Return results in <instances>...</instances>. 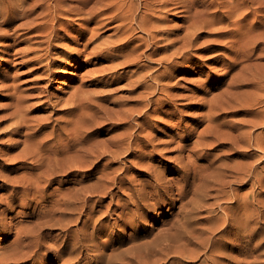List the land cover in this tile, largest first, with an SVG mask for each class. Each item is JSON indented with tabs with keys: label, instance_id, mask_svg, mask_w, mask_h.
I'll return each mask as SVG.
<instances>
[{
	"label": "bare ground",
	"instance_id": "1",
	"mask_svg": "<svg viewBox=\"0 0 264 264\" xmlns=\"http://www.w3.org/2000/svg\"><path fill=\"white\" fill-rule=\"evenodd\" d=\"M91 1H94V4L91 6V17L89 19L97 18V22L105 25L108 23L109 20L107 19L109 18L110 20L111 18L121 20L122 24L120 26L122 29L127 27L126 31L135 30L136 28L145 29L148 19L151 18L150 14L155 10L162 11L181 7L185 11H191V17L188 18L192 19L194 29L204 28L208 25H217L222 29L219 33L228 35L225 37L227 38L225 40L227 46L224 44V51L227 52L229 59L228 61L225 59V61L226 63L228 62L227 66L238 69L237 71L235 70L234 74H230L232 77L231 79L229 77L230 82L226 88L218 94L212 95L213 97L211 96L212 99L210 100L212 103L208 111L205 110V112L203 110L201 112V114L204 112L202 117H206L205 121H207L205 124L204 120L201 119L202 122L200 121L199 124H205L202 129L199 128V132L195 129H187L185 133L178 136H176L177 134L175 135L174 141L177 143L175 145L177 149L176 155L174 153L171 156L172 158H168L167 154L166 158L168 159H164L162 163L156 164L154 163V159L156 158L154 155H156L159 149L156 145L151 144L153 146L151 148L154 151L153 156L148 162L146 161L147 163L143 162L146 164V169H144L146 172L143 173L144 178L141 180H139L140 178H133L131 174L130 180H134L128 182L129 179L127 180L124 171L125 174L123 172L118 173L121 170V166L113 168L114 166L111 167V165L116 163L118 159L127 163L128 159H130L128 158L129 155L133 153L135 155L140 153L142 157V150L138 151L139 148L136 150L137 146L134 148V144L138 140H141L140 134L144 128L142 126L143 123L138 122V126L137 123H134L135 119L134 122H131L127 119L129 118V114H123L125 116L122 114V116L119 114H111L109 116L105 114L106 116L101 117V115H98V108L93 103L82 101V99L78 101V104L76 103L73 107L71 106V113H74L72 119L67 120L59 128L54 127L49 133H45L46 136L42 137V132V138H40L37 133L41 131H37L33 135L27 134L25 139L16 141L15 144L17 145L23 144L16 152H12V148L4 149V151L1 148L3 152L1 150L0 152L3 154V160L0 161V177L3 183L0 187L5 191L2 192L3 194H0V209L2 206L4 207L2 213L13 212L16 209H19L17 211L21 213L26 212L34 201L36 202L35 209L40 205L38 204L39 202L46 201L51 195L58 193L56 195L59 196L60 194V198L57 199L55 197L56 199L48 200V207L41 209L44 215H42V218L39 217L41 221L37 219L40 221L37 226L42 229L46 228L47 225L54 226L53 224H60L61 231L67 233V237L59 242L60 244H50L45 239L46 232L43 233L46 241L43 240L44 236L42 232L44 230H39L37 233L29 228L16 231L13 222L9 225L6 216L0 217V232L6 231L8 234H13L16 231V236H18L20 242L19 245L21 244L20 249H27L23 252L22 250L18 251V253L13 255V258L18 260L23 259V261L41 262L46 253L53 252L56 254L58 261H60L64 257L65 248L68 246L79 247V245L75 244L82 243L83 248L87 250L91 247L88 241L96 237L98 231H106L109 239L101 241L100 246L94 245L95 248L93 249L96 251L93 259L95 261L94 264H179L181 258H186L189 261L193 259L197 261L201 260L199 264H225V260L228 257L231 258L233 255L234 258L236 256L235 252L240 253L244 251L246 242L254 239L258 233H261V236L264 238L263 224H259V221L256 220L260 216L259 212L262 210L261 208L264 207V200L262 197L259 200L260 198L258 199L255 196V187L257 186L258 188L264 183V165H260L259 162L257 164L255 162V164L252 162H242L231 166L230 164H226L228 163L226 161L225 165L223 164L224 168L221 165L218 167V172H216L217 165L215 168H212V174L206 175L202 174V171L200 172L203 165L201 166L198 160L204 157L206 159V155L210 154V152L206 153L207 145L212 146L217 141H220L218 144L216 143L217 146L229 143L231 147L236 149L241 148L242 150H237L240 157L252 155L250 151L253 148L264 151V15L262 17L258 16L259 11H264V0H78L82 7L88 5ZM44 2L47 3L49 13L55 10L72 12L71 9L65 8L62 0H44ZM5 13L15 15L26 14V0H0V15ZM112 21L114 20L112 19ZM126 31L123 34L127 33ZM221 39L220 41L224 38ZM188 42L192 43L193 41L190 39ZM222 46L219 48L222 49ZM102 48L104 49L106 46ZM110 48L112 49V47ZM219 52L215 54L217 55ZM223 56L221 59H224ZM225 57H227L226 54ZM226 69L228 70L229 67H226ZM85 103L87 104L86 109L75 113V109ZM207 103L208 101L204 105ZM95 107L97 109L93 111ZM147 108L145 109L147 110ZM218 111L220 112L219 114H217ZM227 112H231L232 115L246 112L245 115H249L250 117L246 118L245 121L240 119L242 125L245 124V128L242 125L237 126V119H231L229 121L234 124L235 128L231 127L233 130H227V128L223 130L224 125L229 123H227V120H220V115L221 113L228 114ZM130 114L131 117H134L132 113ZM225 117L227 118V116ZM150 120L153 119L150 118ZM81 121L89 122L90 124L110 122L113 125H111L112 129L124 125H126V128L117 135L107 137L104 141L89 143L87 145L85 144V139L88 134H85L83 128L87 124H81ZM56 124L58 125V123ZM24 126L22 122H18L13 128L14 134L20 133ZM36 134L40 139L38 137L33 138ZM196 135L197 138L191 141ZM152 138L150 141L154 140ZM9 140H12V138ZM171 140L173 141L172 138ZM159 141L158 144L160 143ZM167 141H165L166 144ZM143 142L145 147L150 145L149 141H146V143L143 140ZM168 144L170 145V143ZM138 145L142 144L139 143ZM163 147L165 148V145ZM170 147L169 149H173V147ZM227 149H229L228 146ZM152 150L150 151L151 153ZM256 150L254 151L256 152ZM162 152L161 154H163ZM258 153L260 154V152ZM256 156L253 155V157ZM258 156L261 157L260 155ZM105 158L111 160V162L99 168V162ZM169 159L173 163L165 162ZM214 160L211 163L215 162ZM139 163L137 161L138 165ZM143 163L141 165L145 168ZM211 163L209 166L212 165ZM213 164L215 165V163ZM141 165H139L140 169ZM204 168L207 169V167ZM208 168L209 170L207 171H210V167ZM15 171L18 174L12 175ZM80 171H90L89 176H95L96 178L87 183L82 180V183L80 182V178H75L79 175ZM174 173L179 175L170 176ZM71 175L74 176L75 185L65 186V190H61L60 187L62 185L68 184L71 181ZM191 180L193 182L189 184ZM74 181H71V183ZM55 183L60 186V189L57 187L58 189L56 190H50ZM234 183H241L245 186L250 185L252 191L249 192L248 190V192L238 194L239 190H236L237 192L233 190L235 189L233 188L235 187L233 186ZM262 190L264 191V188ZM212 195L216 198L224 197L226 199L229 197L231 198V204H225L222 207L224 209L223 213L220 216L214 215L215 217L209 222L210 224L208 223V226H204L203 230L210 232L209 234L204 232L205 235L199 233L196 236L198 233H195L197 231H195L196 229L193 225L194 220L200 211L199 209L206 205L205 200H209L208 197H213ZM105 197H109V201L106 203H104ZM178 203H180L179 206ZM215 203L220 207L222 206V201L220 203V200ZM56 205L57 207H55ZM166 207L173 211L178 207L177 212L174 213L172 211L174 213V220H172L171 224L164 229L162 234L156 235L153 239L139 241V238L145 236L143 233L144 224L151 219H155L157 214L164 213V208ZM56 209H61L64 212L61 213L66 214L64 217L66 219L63 222L52 221V212H55ZM32 211L34 210L32 209ZM85 212L89 215V218L86 216L88 218L87 222L84 221L80 228L71 230V226L77 225ZM198 215L201 216V214ZM207 218L209 219V216ZM198 222L194 224L199 225ZM27 224L30 226L29 223ZM201 225L203 226V224ZM88 226L92 227L90 231L88 230ZM116 229H120V231L125 233L131 230L129 235L132 236L128 234L124 236L129 237L128 245L125 247L121 246L126 243L125 240L114 237V234H117ZM232 229L234 230V242L230 244L224 241L219 242V239L226 236L225 232ZM83 235L90 236V238H86L87 243L80 242V236ZM191 245H194V247L192 246L191 248ZM43 249L47 252H44V250V253H42L41 250ZM201 255H205L203 256L204 258ZM11 258L9 255L0 256V261L6 262ZM239 259L236 262L233 261L232 264H242ZM63 261V264H74L72 258L68 256Z\"/></svg>",
	"mask_w": 264,
	"mask_h": 264
},
{
	"label": "rangeland",
	"instance_id": "2",
	"mask_svg": "<svg viewBox=\"0 0 264 264\" xmlns=\"http://www.w3.org/2000/svg\"><path fill=\"white\" fill-rule=\"evenodd\" d=\"M62 2L65 4V8L72 10L71 13L64 10H55L49 13L47 3H45L44 0H26V14L15 15L5 13L0 15V150L1 148L3 151L4 149L7 150L8 148H12V152H16L23 146V144H15L16 141L23 138L25 139L27 134L33 135L35 132L41 131L37 134L42 138L46 136L45 133H49L54 127L59 128L60 125H64L67 120H71L74 116V113H71V106L73 107L74 104H78V101L82 99V101L93 103L98 108L95 107L93 111L97 109L98 115H101V117L106 116L105 114L108 116L111 114H129L128 120L131 122L136 120L137 122L135 121L134 123H137L138 126V122L144 124H142V126H144L142 129L143 132L141 130L142 135L140 134L141 140H138V142L134 144V148L137 146L136 150L138 148V151L142 150V157L140 153L138 155L133 153L129 155L128 158L130 159H128L127 163L118 159L116 163L111 165V167L114 166L113 168L121 166V170L118 173L124 171L127 180L129 179L128 182L131 181V174L133 178H140L139 180H141L144 178L143 173L146 172L144 170L146 169V164L143 162H148L153 156L154 151L151 148V144L156 145L160 150H158L160 153L157 152L156 155H154V157L156 156L154 163L160 164L162 160L170 158L174 153V155L177 154V149L175 148L177 143L174 141L176 136L185 133L187 129H195L199 132L206 124V117H202L204 112L202 114L201 112L203 110L208 111L212 103L210 100L212 99L211 96L218 94L221 90L226 88L232 77L230 74H234L238 69H233V67L227 66L228 62L226 63L229 58L227 52L224 51V46H227L225 41L227 38L225 37L228 35L219 33L222 29L217 25H208L204 28L194 29L192 19H189L191 17V11H185L181 7L162 11H152L153 13L150 14L151 18L148 19L145 29L136 28L135 30H128V32L126 31L127 27L123 26L124 28L122 29L120 26L122 24L121 20L114 18L110 20L109 18L107 19L109 20L108 23L105 25L97 22V18L92 20L89 19V17H91V6L94 4V1H91L84 7L80 5L78 0H62ZM262 15H264V11H259L258 16L262 17ZM112 19L114 21H112ZM125 31L127 33L123 34ZM217 37L220 38L218 39ZM190 39L193 41L192 43L188 42ZM220 39L222 41H220ZM102 45L104 47L106 46V48H104L105 51ZM221 46L223 47L222 49L219 48ZM110 47H112V49ZM216 52L222 54L219 55L217 53L216 55ZM225 54L227 57H225ZM222 56L224 59H221ZM226 67H229V69L227 70ZM225 80H228L227 83ZM207 101L208 103L204 105ZM208 104L209 106H207ZM86 105V103L79 105V107L75 109V113L85 110ZM141 108L142 110H140ZM145 108H147V110ZM130 113H132V116L135 118L131 117ZM219 113L218 111L217 114ZM227 113L228 114L221 113L220 115V120H227V123H229L224 125L225 127H223V130H226V128L227 130L235 128L234 124L229 121L231 119H237V126H241L242 123L240 119L245 121L246 118L250 117L249 115H245L246 112L238 115H232L231 112ZM225 116H227L228 119ZM150 118L153 120H150ZM201 119L204 120L205 124H199ZM18 122H22L25 126L21 129L20 133L14 134L13 128ZM56 123H58V125ZM81 124H87L83 127L85 134H88L85 139V144L87 145H89V143L104 141L107 137L109 138L110 136L117 135L126 128V125H124L112 129L113 125L110 122L90 124L89 122L86 123L81 121ZM244 125L245 124L242 126L244 127ZM246 128H248V126H246ZM37 134L33 138H37ZM152 137L154 138V142L150 141ZM11 138L12 140H9ZM196 138L197 135L194 136L191 141ZM143 140L145 142L149 141L148 143L150 145L145 147L143 145ZM158 140H160L159 144ZM167 140L171 141L168 142ZM165 141H167V144ZM219 142L213 143L212 146L207 145L206 153L210 152V154L208 153V155H206V159L204 157L198 160V163L201 164V166L203 165L200 170L202 174H212V168H215L217 165L216 172H218V167L222 165V168H224L226 161L228 162L226 164H230L231 166L242 162H252L253 164L259 162L260 165H264V151L261 149L257 148L256 150L253 148L257 153L252 149V152L250 151L252 155L240 157L237 150H242L241 148L236 149L231 147L229 143L217 146ZM139 143L142 144L140 145L141 147L138 145ZM168 143H170V145ZM164 145L165 148L163 147ZM167 145L171 146L170 148L173 147L174 150L169 149ZM227 146L229 149H227ZM151 150L152 153L150 152ZM161 152L163 154H161ZM258 152H260V154ZM167 154L168 158H166ZM0 155V161H2L3 154L0 152ZM253 155L257 156L253 157ZM210 156L213 157L212 161L215 159V162H213L215 165L211 163ZM260 160L263 162L261 161L260 163ZM137 161L138 163L140 162L139 165L143 163L145 168L141 165V169L143 168L141 170ZM110 162L111 160L109 159H102L99 162V168L104 167V165ZM165 162H171V159ZM209 162L212 164L211 166H209ZM171 163H173V161ZM205 164L206 166H204ZM204 167H207V169ZM208 167H210V171H207L209 170ZM90 173V171H80L79 175L75 178H80L81 180L78 179L80 182L84 180L83 182L87 183L96 178L95 176H89ZM13 174H18V172L15 171L12 175ZM73 175H71V181H74ZM176 175L177 173H174L170 176ZM71 181L69 183H71ZM192 182L191 180L189 184H192ZM2 183L3 180L0 177V186ZM69 183L61 187L55 183L50 190L53 191L59 187L61 190H65L67 186L75 185V181L71 184ZM233 186H235L233 187L235 189H231H233L234 192L239 190L238 194L248 192V190L249 192L252 191L250 185L245 186L241 183H234ZM1 188L2 187H0V194L5 192ZM261 188H264V183L258 188L257 186L255 187V196L258 199L262 197L264 200V191ZM56 194L51 195L46 201L39 202L38 204H40L39 206L41 207L38 206L35 209L36 202L34 201L31 207H28V210L22 213L17 211L19 209H16V211L6 213L7 215L3 214L2 209L4 207L2 206L0 209V217L6 216L9 225L13 222L16 231L29 228L37 233L39 230H44L42 235L44 236L43 233L46 232V238L44 236L43 240L47 239V243L50 242V244H60L59 242L67 237V233L61 231L62 228L60 224H53L54 226L47 225L46 228L44 227L42 229L37 226L41 221L39 217L42 218V215H44L41 209L47 208L50 200L60 198L61 195L59 194L58 196ZM212 196L213 197H208L209 200H205L206 205L199 209L200 213H197L196 219L194 220V223L199 221V225L193 223L196 229L195 231H197L195 233H198L197 235L194 233L196 236H198L199 233L204 235L205 233L209 234L210 232L203 230L204 226H208L210 224L209 222L213 220L212 218L220 216L223 213L224 209L222 207L225 206V204H231V198L229 197L226 199L230 200H226L222 197L223 200L221 197L216 198L214 195ZM218 200H220V203L222 201L221 207L215 203ZM259 200H261V198ZM108 201L109 197H105L104 203ZM209 202L211 203L209 204ZM179 204L180 203H178V206ZM55 207H57V205ZM32 209L34 211H32ZM261 209L262 210L259 212L260 216H258L256 220L259 221V224H263L264 229V207ZM27 211H29V214ZM172 211L173 210L167 209L166 207L164 208V213L157 214L155 219H151L145 223L143 229L145 236L138 240H150L156 235L162 234L164 229L174 220L173 215L178 211V207L174 209V213ZM61 212H63L61 209H56L55 212H52V221L63 222L64 219H66L64 218L66 214L64 215V212ZM55 213L59 214L56 215ZM87 214L88 213L85 212L79 220V223L71 226V230L80 228L84 221L87 222L89 218ZM198 214H201L202 217ZM32 215L35 216L33 217ZM208 216L209 219L207 218ZM15 218L18 219L16 220ZM20 223L22 228L21 225L19 226ZM27 223H29L30 226H28ZM201 224H203V226ZM88 227L90 231L92 227ZM200 228L201 230H199ZM15 232H13V234H8L6 231L0 232V256L9 255L12 257L8 260L9 262L6 261L7 263L2 261L4 264H63V260L65 257L67 258V256L72 258L74 264H94L95 261H93V259L96 255V251L93 249L95 248L94 245L100 246L101 241H107L109 239L106 231H98L96 237L88 241L91 247L87 250L83 248L82 243H78L75 245H79V247L71 245L74 248L71 246L65 248L64 257L60 261H58L55 253L48 252L43 256L41 262H33L13 258V255L18 253V251L22 250L23 252L27 250L20 249L21 244L19 245L20 242ZM116 233L114 237H119L126 241V243L121 246L125 247L128 245L129 237L124 236L126 234L129 235L131 230L125 233L120 231V229H116ZM233 233V229L225 232V239H219V242L224 241L228 244L234 242ZM80 237V242L82 241L84 243H87L86 238H90V236L85 235ZM192 246L194 247V245H191V248ZM44 250L45 249L41 250L42 253L47 252ZM75 252H77V254H75ZM234 254L236 255L234 258L232 255L231 258L228 257L225 260L226 262L224 260L223 262H225V264H232L233 261L236 262L237 259L240 258L239 260L242 264H264V238L261 236V233H258L251 241L248 240L246 242L244 251L240 253L235 252ZM203 256L205 255H201L202 258H204ZM171 261L174 262L173 260ZM2 262L0 261V264H3ZM200 262L201 260L197 261L193 259L189 261L186 258H181L179 264H199Z\"/></svg>",
	"mask_w": 264,
	"mask_h": 264
}]
</instances>
